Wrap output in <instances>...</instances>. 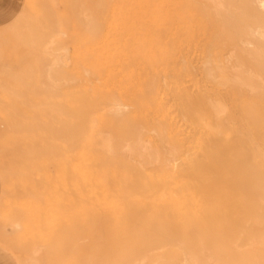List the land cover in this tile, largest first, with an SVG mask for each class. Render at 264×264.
I'll return each mask as SVG.
<instances>
[{
    "label": "bare ground",
    "instance_id": "1",
    "mask_svg": "<svg viewBox=\"0 0 264 264\" xmlns=\"http://www.w3.org/2000/svg\"><path fill=\"white\" fill-rule=\"evenodd\" d=\"M98 1L101 22L78 8L93 20L82 86L53 79V17L62 53L40 82L64 94L47 105L109 244L99 263L264 264V0Z\"/></svg>",
    "mask_w": 264,
    "mask_h": 264
},
{
    "label": "rangeland",
    "instance_id": "2",
    "mask_svg": "<svg viewBox=\"0 0 264 264\" xmlns=\"http://www.w3.org/2000/svg\"><path fill=\"white\" fill-rule=\"evenodd\" d=\"M43 1L24 0L18 14L7 26L0 29V224L4 225L5 220L10 218L19 223L17 230L9 234L0 229V244L14 254L18 264H100L98 256L104 254L105 247L109 244L104 245L105 247L100 245L104 247L100 249L103 252H100L98 236L101 237L102 233L89 230L80 169L81 160L79 157L66 159L63 138L57 137L55 132V107L50 108L47 105L51 103L50 101L54 102L53 100L60 102L61 98L54 97L57 89L55 92L49 88L50 91H46V85L40 82L44 78L40 79L42 76L40 71H44L43 61L44 65L48 63V67L51 63L53 66L56 64L58 55L56 53L61 54L62 51H55L54 48L67 49L66 54L64 55L63 51L61 56H64L65 62L67 60L68 63L61 60L63 62L59 64L60 67L58 64L57 67H50L56 68L54 71L51 70L54 73L53 79H58V83L62 81L61 79L65 80V83L62 81L60 85L65 84L62 88L68 87L63 91L62 88H58L57 92L64 93L66 90L81 87L86 59V39L93 25L90 24L91 18L87 19L88 22L85 17H77L79 7L85 14L87 10L84 6L90 11H95L99 22L102 21L100 18L103 16V8L96 10L97 0H81L82 4L78 0L80 5L84 4L83 7L71 3L73 0H46L44 3ZM98 3L100 7V3L103 5L105 2L99 0ZM71 4H74L76 9ZM44 6H48L49 9ZM46 9L53 10V16L51 11L48 12ZM46 13L51 17L48 18ZM76 18H80L79 21ZM45 19L52 21L51 25L54 27L58 23L56 28L64 32L57 37L62 38L64 35L68 37L64 42L66 47L63 46L64 43L62 44L65 39L55 37V41L53 34L52 39L48 36L52 42L54 41L55 46L51 43L47 34L57 29L54 30L53 27L50 30L48 28L50 23ZM44 21L48 24H44L46 23ZM86 26L90 28L86 29ZM40 32L50 41L45 40ZM43 39L45 42L48 41L50 46H54L51 48L55 52L51 48L49 50L56 54L55 58L52 54L48 55L49 43L44 45ZM41 43L44 46H41ZM62 57L60 58L63 59ZM66 82L72 84L66 86ZM60 85L58 84V87ZM51 92L54 95L50 94ZM62 92L57 95L61 96ZM66 92L65 95L68 94ZM99 240L101 241V238ZM50 245L53 248L50 249ZM35 249L38 250L33 253Z\"/></svg>",
    "mask_w": 264,
    "mask_h": 264
},
{
    "label": "crops",
    "instance_id": "3",
    "mask_svg": "<svg viewBox=\"0 0 264 264\" xmlns=\"http://www.w3.org/2000/svg\"><path fill=\"white\" fill-rule=\"evenodd\" d=\"M24 0H0V29L7 26L21 10ZM0 264H18L14 254L0 244Z\"/></svg>",
    "mask_w": 264,
    "mask_h": 264
}]
</instances>
